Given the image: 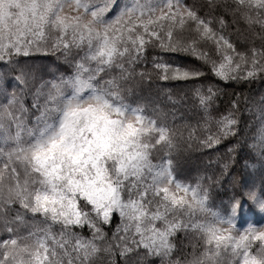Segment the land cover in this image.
I'll use <instances>...</instances> for the list:
<instances>
[{
    "label": "snow or ice",
    "instance_id": "obj_1",
    "mask_svg": "<svg viewBox=\"0 0 264 264\" xmlns=\"http://www.w3.org/2000/svg\"><path fill=\"white\" fill-rule=\"evenodd\" d=\"M257 83L264 0H0V264H264Z\"/></svg>",
    "mask_w": 264,
    "mask_h": 264
},
{
    "label": "trees",
    "instance_id": "obj_2",
    "mask_svg": "<svg viewBox=\"0 0 264 264\" xmlns=\"http://www.w3.org/2000/svg\"><path fill=\"white\" fill-rule=\"evenodd\" d=\"M252 89V95L258 100L261 95V89L264 88V84H253L251 86H245V90L248 88ZM234 90V86H229L227 88L228 92H232ZM236 91H240L239 88H235ZM200 166V157L199 154H193L189 159H181L180 160V168L187 175H195L196 168Z\"/></svg>",
    "mask_w": 264,
    "mask_h": 264
}]
</instances>
